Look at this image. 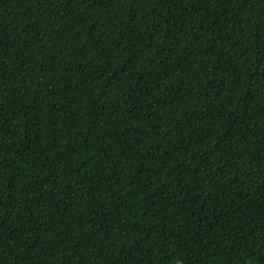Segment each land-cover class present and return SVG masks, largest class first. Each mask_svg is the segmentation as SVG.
<instances>
[{
	"label": "trees",
	"instance_id": "1",
	"mask_svg": "<svg viewBox=\"0 0 264 264\" xmlns=\"http://www.w3.org/2000/svg\"><path fill=\"white\" fill-rule=\"evenodd\" d=\"M0 264H264V0H0Z\"/></svg>",
	"mask_w": 264,
	"mask_h": 264
}]
</instances>
